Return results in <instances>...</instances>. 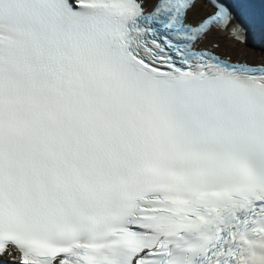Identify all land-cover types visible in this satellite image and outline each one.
Masks as SVG:
<instances>
[{
  "label": "snow or ice",
  "instance_id": "1",
  "mask_svg": "<svg viewBox=\"0 0 264 264\" xmlns=\"http://www.w3.org/2000/svg\"><path fill=\"white\" fill-rule=\"evenodd\" d=\"M216 33L264 56V0H0V264H264V58Z\"/></svg>",
  "mask_w": 264,
  "mask_h": 264
},
{
  "label": "bare ground",
  "instance_id": "2",
  "mask_svg": "<svg viewBox=\"0 0 264 264\" xmlns=\"http://www.w3.org/2000/svg\"><path fill=\"white\" fill-rule=\"evenodd\" d=\"M202 6V5H198V8ZM198 12V13H196ZM196 12L193 13V16H197L199 15V10H197ZM205 12V11H204ZM196 14V15H195ZM210 39H213L215 42H220L221 44V51H224L226 54L227 53H231V55H234L235 56V59H241V60H250V59H254V54H256L255 52H245V51H242V50H235V51H232L233 49V44L226 40L225 39V36L223 35V33H218L217 35L214 34V37L210 38ZM228 44V46L224 45V44ZM257 60V59H256Z\"/></svg>",
  "mask_w": 264,
  "mask_h": 264
},
{
  "label": "clouds",
  "instance_id": "3",
  "mask_svg": "<svg viewBox=\"0 0 264 264\" xmlns=\"http://www.w3.org/2000/svg\"><path fill=\"white\" fill-rule=\"evenodd\" d=\"M199 13H203L204 11H207V9H204L202 6H200L199 7ZM196 13H198V12H196ZM196 15V14H195Z\"/></svg>",
  "mask_w": 264,
  "mask_h": 264
},
{
  "label": "water",
  "instance_id": "4",
  "mask_svg": "<svg viewBox=\"0 0 264 264\" xmlns=\"http://www.w3.org/2000/svg\"><path fill=\"white\" fill-rule=\"evenodd\" d=\"M256 58H257V57H256V54H254V59H255V61H256ZM252 60H253V59H252ZM253 61H254V60H253Z\"/></svg>",
  "mask_w": 264,
  "mask_h": 264
},
{
  "label": "rangeland",
  "instance_id": "5",
  "mask_svg": "<svg viewBox=\"0 0 264 264\" xmlns=\"http://www.w3.org/2000/svg\"><path fill=\"white\" fill-rule=\"evenodd\" d=\"M198 10H200L199 8H198ZM206 12V11H205ZM204 13V12H203ZM199 14H201V13H199Z\"/></svg>",
  "mask_w": 264,
  "mask_h": 264
}]
</instances>
